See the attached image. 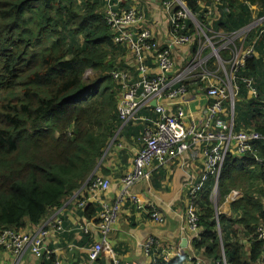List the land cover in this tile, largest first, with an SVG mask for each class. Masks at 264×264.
<instances>
[{"label": "trees", "instance_id": "trees-1", "mask_svg": "<svg viewBox=\"0 0 264 264\" xmlns=\"http://www.w3.org/2000/svg\"><path fill=\"white\" fill-rule=\"evenodd\" d=\"M257 13L264 14V0ZM106 0H0V231L42 226L69 198L87 188L102 168L111 144L134 123L123 125L118 106L121 84L112 72L128 70L132 53L117 45L106 20ZM215 27L236 31L254 19L242 0H222ZM257 56L240 72L254 77L257 96L239 81L234 130L264 135V32L254 29ZM89 73L95 77L86 80ZM144 115L155 116L152 108ZM142 129L141 122L135 124ZM133 127V128H132ZM264 158V143L258 145ZM214 179L196 200L200 235L195 251L211 264L222 258ZM244 192L232 204L235 216L219 215L230 264H264L256 230L264 226V165L249 153H230L219 178L222 197ZM88 193L85 195L87 197ZM79 199L83 196L78 194ZM82 200V199H81ZM82 213L96 218L93 204ZM97 211V213H96ZM91 218V217H90ZM29 232V231H27ZM195 262L190 255L174 264Z\"/></svg>", "mask_w": 264, "mask_h": 264}, {"label": "built area", "instance_id": "built-area-1", "mask_svg": "<svg viewBox=\"0 0 264 264\" xmlns=\"http://www.w3.org/2000/svg\"><path fill=\"white\" fill-rule=\"evenodd\" d=\"M242 1L250 6L254 19L236 31L227 32L215 27L222 19V0H151V12L140 9L133 0H106V20L114 34V42L127 47L133 59L127 61L128 70L112 72L121 84L119 117L123 125L139 120L145 126L139 131L140 149L134 169L121 178L122 191L116 201L109 204L99 198L100 193L109 190L111 182L97 175L87 187L89 196L78 202L79 207H84L92 197L101 204L96 216L100 241L89 249L92 262L106 252L114 264H122L108 237L124 204L146 211L155 221L163 220L155 205L147 206L131 190L138 182L152 178L154 162L158 160L163 164L169 153L179 157L191 149H200L203 172L187 191V221L196 233V240L200 235L196 200L208 181L214 179L210 199L216 210L222 248L218 264H230L219 224V178L230 153L238 157L251 153L257 164L264 165V158L257 152L258 145L264 143V135L254 130H234L239 81L246 85L249 97L257 96L255 78L240 75L248 60L258 55L255 49L258 39L249 44V35L258 28L260 33L264 32V14L259 16L255 11L259 4ZM155 68L157 70H153ZM153 101H157L154 107ZM165 101L168 104L165 105ZM150 108L154 117L141 113ZM195 110L201 111L202 119L188 124L186 120ZM233 194L236 200L238 192ZM63 230L62 210L58 209L35 233L13 229L0 231V249L12 252L18 259L28 250L37 257L49 256L50 259L53 252L43 247L44 238L51 232ZM83 230L89 231L88 228ZM256 234L264 249L263 225L257 227ZM158 243L156 237H151L144 243V250L153 254ZM178 254L183 256V249L179 248ZM189 255L195 260L190 264H206L195 253ZM53 263L61 264V261L53 259ZM153 264H158L157 257Z\"/></svg>", "mask_w": 264, "mask_h": 264}, {"label": "crops", "instance_id": "crops-1", "mask_svg": "<svg viewBox=\"0 0 264 264\" xmlns=\"http://www.w3.org/2000/svg\"><path fill=\"white\" fill-rule=\"evenodd\" d=\"M138 2L139 6L144 8L146 0ZM129 61H133L132 57H129ZM188 103L190 105L192 101L189 99ZM164 104L168 103L165 101ZM199 112L201 111L195 110L194 115L188 116L186 122L189 124L194 120L200 121L202 114ZM139 131L140 128L135 124L133 129L124 131L117 141L109 146L102 161V168L96 171L97 175L108 178L111 182L109 190L99 194V198L106 203L112 204L116 201L122 191L121 178L134 169V160L140 149ZM202 172L203 157L200 149H191L179 157L169 153L163 164L158 160L154 162L151 179L138 182L131 188L147 206L155 205L163 220L155 221L146 211L137 210L130 204L123 205L108 237L122 264H153L156 257L158 264H174L175 259L181 256L178 254L179 248L183 249V256L195 253L206 264L212 263L207 256L195 252L196 233L187 221V191ZM234 191L238 192L236 200L243 197L244 192L240 189H234L224 197L220 196V214L235 216L232 209V204L236 201L233 199ZM87 193V188H84L68 199L61 208L64 230L51 232L44 238L42 245L53 252L52 258L37 257L28 250L18 259L12 252L0 249V264H54L53 259L61 261V264H114L113 258L106 252L94 262L89 259V249L96 241H100V231L96 226L97 218H94V215H84L82 208L78 206V202L85 198ZM78 194L83 197L79 199ZM89 204H93L97 211L101 207L92 197L89 198ZM38 228L33 226L25 232L35 233ZM84 228L89 231L85 232ZM151 237H156L159 241L153 254L144 250V243Z\"/></svg>", "mask_w": 264, "mask_h": 264}, {"label": "rangeland", "instance_id": "rangeland-1", "mask_svg": "<svg viewBox=\"0 0 264 264\" xmlns=\"http://www.w3.org/2000/svg\"><path fill=\"white\" fill-rule=\"evenodd\" d=\"M139 0H135L134 2H133V4H135V5H138L139 6V2H138ZM141 1V0H140ZM139 8L140 9H142V10H145V11H147V12H151L153 9H152V6H151V2H150V0H146V2H145V5H144V8H142V7H140L139 6ZM208 52H209V50H208ZM95 77V73H89L87 76H86V80H90V79H92V78H94ZM236 101L238 102V104L242 101V99L240 98V97H236ZM137 122H139V121H136L134 124H136ZM216 201H217V199H216Z\"/></svg>", "mask_w": 264, "mask_h": 264}, {"label": "bare ground", "instance_id": "bare-ground-1", "mask_svg": "<svg viewBox=\"0 0 264 264\" xmlns=\"http://www.w3.org/2000/svg\"><path fill=\"white\" fill-rule=\"evenodd\" d=\"M113 35H114V34H113ZM130 52H131V51H130ZM131 53H132V52H131ZM156 104H157V101H156ZM152 106L154 107V106H156V105H153V104H152ZM141 113H143V111H142ZM137 121H139V120H137ZM131 122H134V123H135L136 120H131ZM139 122H140V121H139ZM144 126H145V125H143V127H144Z\"/></svg>", "mask_w": 264, "mask_h": 264}, {"label": "water", "instance_id": "water-1", "mask_svg": "<svg viewBox=\"0 0 264 264\" xmlns=\"http://www.w3.org/2000/svg\"><path fill=\"white\" fill-rule=\"evenodd\" d=\"M152 104H153V105H156V101H153Z\"/></svg>", "mask_w": 264, "mask_h": 264}]
</instances>
